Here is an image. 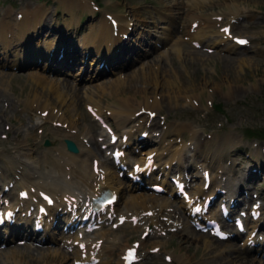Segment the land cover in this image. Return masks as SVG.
Wrapping results in <instances>:
<instances>
[{"label": "rangeland", "instance_id": "obj_1", "mask_svg": "<svg viewBox=\"0 0 264 264\" xmlns=\"http://www.w3.org/2000/svg\"><path fill=\"white\" fill-rule=\"evenodd\" d=\"M87 1L93 2L95 7L99 6V8H97L98 10L96 17H94L88 10H75V13H69L64 10L62 5L58 3L57 0H0V12L4 6L5 8H3V10L12 8L14 10L16 9L20 11L26 2L39 5L41 7L43 6L46 8V10H48V13L51 17V22L49 21L50 24H52L51 26L57 27L64 24H70L72 28L75 26L74 31L71 30L70 32L72 35H74L71 36V38H74L75 42L82 48L85 47L83 46V41L88 37L87 35L92 34L93 30L100 24L103 18L102 15L105 12L124 14L125 17L130 18L133 17L137 25L139 24L144 27L143 20H149L150 13L152 11L165 10V3H163L162 0ZM184 1L186 2L189 0ZM236 3L240 4L239 8L243 9V12L240 13V22L235 24L234 33L238 36L250 38L251 42L245 47L238 48L233 46L232 43H228L232 44V47L228 48L225 47V45L219 44V49H217L214 53H208L204 49L199 50L197 55H195V59L192 57L194 54L190 52L194 51L193 48L196 47L192 44L185 43L181 48V52L185 54V56H190V58H188L189 63H187V65L178 64L175 67L180 71L179 72L177 70L180 73L179 76L185 77L186 79V85L182 89L185 91L183 93L184 96L189 95V98H180V100L173 103L171 100H166L162 94V90L169 91L170 89L165 83L167 79H173L169 72L171 71L173 74L176 73L175 68L167 64L170 55H172L174 61L176 57V55H174V50L171 49L170 44H168L161 51H157L156 53L147 56L133 67L127 68L123 71L114 72L113 74H106L105 76L97 78V80L93 81V83L90 84L91 87H89L90 85L85 86V88H99L97 94L93 96L94 99H96L94 101L96 103H91L95 105L97 104L99 109H101L111 118V121H113L114 125H118L119 120L109 111L114 108V105H118L120 100L110 99V95L107 93V91L104 93V85L106 86V84L109 83L115 85L118 84L117 82H120L121 86L118 89H113L115 92L111 91V93H116L119 96L118 98L121 99L125 97L129 101L130 108L139 109V112L143 111V108H140L146 106L147 100L153 101L156 99V96L159 95V100L164 101L162 102L163 110L158 111L156 107H151V110H153V114L155 113L153 118H155V121L161 126V128L165 126H169V130L172 128L174 129L175 127H184L186 130H190L191 128L197 130L202 136L201 138L204 137V140L209 139L211 136L212 138H221L222 147H220L219 150H217L216 147L214 149L215 152H218L216 158L221 157L222 154H224L225 157H229V155H231L230 157H232L234 160H237L238 162L242 161V164H245V166L248 168L251 163L249 156H254V153H256V151L252 149L253 143L257 142L259 144V149L257 148V151H260V147H264V139H261L256 135L250 136V132H248V130L252 129L257 133L262 132L264 134V0H215L214 2L210 3L212 6L206 9L202 8L199 12L207 14L208 16L215 15L217 13L225 14L223 17V19H225L229 16L226 14L230 13L232 9L236 8H229L227 5ZM248 10H254V13L250 12L253 14L252 17L247 16L248 12L245 13V11ZM160 13L165 14V12ZM72 16H75V18ZM182 24L185 23L182 22ZM224 24V20H221L216 29H213L211 33L212 37H207L204 40V45L211 44L209 40L216 38L215 35L218 34V31ZM160 25V23L157 24V26ZM137 34H134L133 37L131 36L132 42L138 38ZM39 41L41 42V38L38 40L35 38L29 43V47L33 48L36 45L35 43H38ZM17 43H19V41H17ZM137 45H139V43ZM20 46L22 45L19 44V47ZM19 50L16 52L20 55ZM123 52H125V50H123L122 53ZM21 56H23L22 53ZM243 58L251 59H249L248 62H244ZM161 59H164L166 62L160 63ZM231 59L233 61H231ZM180 61L181 59H177V62L180 63ZM31 70L32 69H27L13 72L15 70H12L11 68H6V70L0 69V116L2 119H4V127H2L0 130V140L3 142H0V158L5 165L11 164L10 161L12 160L13 165H11L18 169L16 172L22 171L26 175L28 173H31L32 175L34 174L32 173V167L33 169L39 167L37 170H40L39 163L36 162L37 153H33V157L29 158L27 155H25L26 153H30L28 148L17 149V147H15L16 145L14 144L17 140L16 138L12 139L11 136H13L12 131H15L16 127H20L21 131L26 134V131H29L28 126L34 124L38 117L40 119L39 115L41 114L42 109L37 110V112L34 111L29 115L26 112H21L19 110V102H16V100H19V98H25L24 96H20V93H24V95L27 94L28 88L30 87L29 85L31 84L29 75L31 73H35ZM11 75H14V77ZM153 75H155L154 77H156V79L153 77ZM166 75L168 77H166ZM88 77H90V75H88ZM119 77L122 78V80L120 79L119 81ZM53 78L57 79L59 83L62 81L60 77L58 78L57 76H53ZM173 84L174 86H177L175 83ZM109 89L110 88L108 87V90ZM47 91L49 92L48 89ZM80 95L81 94L78 95L79 98ZM52 96L56 103L51 102V105L55 107L54 110L56 114L65 115L66 118L68 116L71 118V115L76 117L78 113H82L83 115L87 116L86 104L88 103V99L85 100L83 97H81L82 99L80 98V100L83 102H79V104L76 105L75 110L68 112L66 109L69 103L66 101V104H64L63 100L57 97L54 92L52 93ZM14 103H16V107L13 110L11 109V106L9 107L8 105ZM148 116L151 117V115H149V111H146L145 113H142L140 117ZM13 117H16L17 119L25 118V124L27 123L26 127L22 126L21 122H16V120L13 121L18 124L13 123ZM66 118L64 121H68ZM50 122L56 125V120L53 121V119L48 120V122L43 125H46L49 128L51 127ZM84 123L85 128L87 129V127H91L93 133L95 134L92 120L86 118ZM82 129L83 128L81 127V130ZM86 129L82 131V135L89 136V134L86 132ZM260 130L261 132H259ZM231 131H234V142L228 141L232 140L231 135H229V132ZM31 132H33L31 137H34L32 140L30 139V148L40 151L45 148L44 142L47 139L52 141L51 134L47 133L44 135V137L40 138L36 135H33L35 130H32ZM138 133L139 130L133 134L135 139H137ZM34 138H36L37 141ZM60 138L61 136L58 137L57 140ZM172 138L173 137L171 135L166 136V138L161 140V143L158 144V147H160L162 152L164 151L163 148L167 146L169 142L173 141ZM222 138H225L224 142ZM40 139L41 141H39ZM184 139L186 142H183L186 144L189 141L188 134ZM236 140L239 141L236 142ZM25 142L26 140L23 141V144ZM235 142V148L232 149L230 145H233ZM173 145L175 147L177 144L173 142ZM7 149L10 151L8 152ZM250 152H252L253 155L250 154ZM2 154L4 156H1ZM198 154L201 155V153ZM10 156L13 159L10 160ZM215 161L216 160H214V163ZM261 177L262 178H259L258 180V187L263 188H260V190L264 194V175L262 174ZM123 206L124 204L122 203V207ZM142 230V228L138 227L133 231H127L126 236L131 238L130 245L132 241L139 238ZM121 231L126 233V230ZM196 239V241L191 243L188 236L180 233L179 235H171L169 238L163 239L161 241H151L149 245L145 246L147 250L148 248L158 244H160L159 246L161 247L164 245L165 248H163L162 252L158 253L160 255L154 257V259L147 260L146 258L139 264H179V259H184L187 256H191L193 258L189 264H225L228 259L223 260L220 257V252L227 251L231 245L236 246L235 243H227L226 245H223L219 248L214 246L212 250H210L209 248L205 247V240H201L200 238L201 241H199L198 237H196ZM211 243L213 242L211 241ZM15 248L17 247H10L6 252L0 253V264L44 263V261L39 263H30L29 259H24L29 256V248L26 246H22L20 249L21 252L26 253L25 255H20L16 258H9L8 255L14 252L16 250ZM45 250L46 249H40L38 252H34V257H40L45 252ZM148 252L149 253L147 256L149 258L157 254L151 253L150 250H148ZM166 254L172 255L174 259L168 260V258L171 256H167ZM242 255L244 256V254ZM111 256L110 258L108 255L106 256L108 259L106 263L116 264L120 257L117 254L114 257ZM217 256L218 258L215 260V257ZM237 259L238 257H234L235 262ZM72 263L73 262L70 261V263L68 262L65 264Z\"/></svg>", "mask_w": 264, "mask_h": 264}, {"label": "bare ground", "instance_id": "obj_2", "mask_svg": "<svg viewBox=\"0 0 264 264\" xmlns=\"http://www.w3.org/2000/svg\"><path fill=\"white\" fill-rule=\"evenodd\" d=\"M58 3H60L62 5V7L64 8L65 11L69 12V13H75L76 11L79 10H88L92 13V15L94 17L97 16V10L95 8V6H93L91 1H87V0H57ZM170 0H167V4H166V10L168 11V15L169 16V21H170V26L168 27V30L170 33L167 32L166 30V34L164 36H160V41L163 42V46L167 43L166 41L169 40V36H172L173 39V46H171V48L174 50V55H176L175 57V61L173 60L172 55L169 56L168 62L167 64L169 66H173V68H175V72L176 73H171V71L169 72L171 77L173 79H167V81L165 82L166 85L170 88L169 91L168 90H162V94L164 95V97L166 98V100H171L173 103H175L176 101L180 100V98H189L190 96H184V90L182 89L186 84V79L185 77H181L180 75V71L178 70V68L176 69L175 66L179 65H187V63H189V59L190 56L187 55L185 56V54H183L182 51V47L184 46L185 43L188 42H201L203 39H205L206 37H211V32L213 31V29L218 25V23L221 21V16L222 14H215V17L212 16H208L207 14H203L200 13L199 11L204 8H208L210 6H212L210 3L214 2L215 0H189L188 2H182L183 6H185V11H186V16H185V25L184 26V32H183V36L182 37H173L174 35H176L177 33L176 31V16H175V12L179 11L181 9H183V6L180 2H176L175 5H168L170 2ZM177 1V0H176ZM168 5V6H167ZM229 8L231 7H236L235 9H232L230 11V19L227 20V24L226 26H231V28L233 29V24L231 19L237 17L240 13L243 12V9L239 8L240 4L236 3V4H229L227 5ZM248 12V16L252 17L254 13V10H248L245 11V13ZM251 12V13H250ZM22 13V18L18 19V16L20 14L19 11H14L12 9H7L5 10V13L3 15V17L0 19V43H2L5 48H8V52H11V50H13L15 47L13 46V43H11L12 39H9V34L12 33L13 36L12 38H20V36L24 37L25 35H27L31 30L35 29V36L38 37V35H40L41 33H44L45 31L48 32H52L53 33H59V32H54V30H52L48 25L47 22H45V20L50 17L48 10H46V8H44L43 6H39V5H34V4H30L29 2L24 3L23 6V10L21 11ZM219 14V15H218ZM217 15V16H216ZM12 16V21H10V19H7V17L11 18ZM103 18L100 22V24L94 29V32L91 34V40L94 42L97 39V44L99 45V47H106L109 46V48L113 49V51L115 53H117L119 51V48L117 45L112 46V44H114L116 41L119 43V45H123L124 43V39L122 38H118L116 40V36H114V34L117 35L118 31L119 32H123L125 29H127V27H129L130 25H133L132 19H129L127 17H125L124 14H114L112 13H107L105 12L104 15H102ZM75 18V16H72ZM113 18H119V24H118V31L112 27L111 20ZM178 18V17H177ZM151 22L148 24L150 25ZM196 24V27H194V25ZM47 27V28H46ZM72 27L69 25V27L67 29H71ZM231 29V31H232ZM64 30V29H62ZM62 36L63 34L60 33ZM232 36V32L228 35L226 34V32H218V34L216 35V39H214V41L212 42V44H221V42L223 43L224 41H229L230 38ZM145 40H148V35H143L142 37H140V41H142L141 43H144ZM213 40V39H212ZM235 40H233V46H237V48L239 47V45L234 42ZM212 44L207 45L208 47H211ZM227 47H232V44H226ZM66 50L69 48V46H65L64 47ZM140 48V46H139ZM139 48H137V46L135 45V47H133V45L129 46V49L131 52H135L137 50V52H139ZM156 46H153V48H151L152 50L150 51V53L148 52H142L141 54H139V56L137 57V60H129L131 62H129L126 67L130 68L132 67L136 62H139L142 58L147 57L149 54H152L153 52H155L156 50ZM158 50V49H157ZM71 53H74V50H70ZM190 53H193L194 55H192V57H194L195 59V55H197V51H191ZM105 55H109L108 52L105 53ZM117 55V54H116ZM191 55V54H190ZM177 59H181L180 63L177 62ZM249 59L251 58H243L244 62H248ZM79 59H75V62H77ZM242 60V59H240ZM108 61H110L111 63L114 64V66L118 65L119 62H117V60H112V59H108ZM231 61H233L231 59ZM166 62L164 59L160 60V63H164ZM36 64V63H35ZM69 64H72L69 62ZM38 65V64H37ZM164 65V64H163ZM179 72H178V71ZM5 74V73H4ZM2 76V75H1ZM12 77H14V75H11ZM155 75H153L154 77ZM176 76V78H175ZM29 80L31 81V84L29 85L30 87L28 88L27 94L24 95V93H20V96H24L25 98H19V100L17 99L16 102L19 104V110L21 112H26L29 115L32 114L34 111L37 112V109L43 108V111L48 110V117H46V119H53L56 121H62V122H67V128L65 129H60V128H53V130H56L53 132V134L51 135L52 140L55 142L56 139L60 136H64V138H68V139H73L78 141V135L77 133L79 132L77 129L79 128V123L81 124V121L79 118L72 116L71 118L68 116L67 118L65 117V115L62 114H56L55 110H53L55 107L51 105V102L56 103V101L53 99L52 93L54 92V94L61 98L63 100V103L66 104L69 103L68 107H67V111H71V110H75L76 109V105L79 104V102H81L80 98L78 97V95L81 93L82 90L77 89L76 87L73 89L71 86L72 84L66 80L63 81L62 84H60L59 82H54L53 80L49 79L48 77L41 75V74H34V75H30L29 76ZM166 77H168L166 75ZM156 79V77H154ZM119 81L120 79L122 80V78H118ZM175 79V80H174ZM172 80V81H171ZM54 82V83H53ZM118 84L113 85L112 83L106 84V86H103L104 89V93H107L110 95V99H118L120 100V102L118 103V105H114V109H113V113L117 114V117H119V121L121 123H125L127 121V123H130L129 120H133L131 122V124L128 125L129 129L125 130L124 135L122 134V137L125 136H130L132 135V131H133V126L132 125H137V127H144L145 132H149L150 134H153V131H156L159 128V124L155 121V118L153 120H150L149 118L146 119L145 118V122L144 119H138L137 116V109L130 108L129 105V101L123 97L118 98L119 96L115 93H111L115 92L113 91V89H118L121 84L120 82H117ZM175 83L177 86H174ZM108 87L110 88L108 90ZM176 88V89H175ZM47 89L49 90V92L47 91ZM56 89V90H54ZM99 91V88L95 87V88H91L90 91H87L85 94V100L88 99L90 101H95L96 99H94V95L97 94V92ZM167 93H166V92ZM52 92V93H51ZM118 93V92H117ZM117 95V96H116ZM55 96V97H56ZM66 97V99H65ZM68 98V99H67ZM136 98V97H135ZM160 96L157 95L156 99H154L153 101H146V106L144 108H146L147 110L150 109L151 107H156L158 109V111H162L163 110V104L162 102H164L163 100H159ZM161 102V103H160ZM16 103L8 105L9 107L11 106V109H15ZM144 106V105H143ZM1 107V106H0ZM118 108V109H115ZM143 107H141L140 109H142ZM153 110H151L150 112H152ZM70 115V113H69ZM31 118V117H30ZM66 118V120L68 121H64ZM45 119V118H43ZM13 120H16V122H21L22 126L26 127V119L25 118H20L17 119L16 117L12 118V122H14ZM4 123V119L1 118L0 116V130L2 129ZM38 123V121H37ZM18 124V123H16ZM25 124V125H24ZM139 125V126H138ZM38 124H32L28 126V130L26 131V134H24L21 131L20 127H16L15 131H12V135L11 138H16V142L14 143L17 147V149L21 148H28V151H30V153H26L25 155H27L29 158L33 157V153H35V149L34 148H30V139L32 140L33 137H31L32 130H35V127H38ZM164 130V129H163ZM189 130V129H187ZM184 127H175L173 129L174 135L176 137H183V135H185L186 133H189V137H191L192 140L195 141V149L200 151L202 150L201 146H207L209 149H211V142L207 141L205 143H203V141L200 140L201 135L198 133L197 130L191 129L189 131H187ZM37 132L34 133L33 135H37V137H40L41 134L45 131L44 129L42 131H38V129L36 130ZM52 131V128H49V132ZM192 131V132H191ZM90 131H88L89 133ZM157 132V131H156ZM170 132L169 131H165L164 134H168ZM233 132L231 131L229 132L231 135V139L235 140V136H233ZM111 136L109 137V139H111ZM26 140V142L23 144V141ZM37 140V139H35ZM214 140L217 142H219L220 138L218 140H216L214 138ZM1 143H3L0 140ZM62 140H60L59 144L55 143V145L51 148H43L39 154H37L36 156V162L39 163L40 166V170H37L39 167H36L35 170L33 169L32 171L34 172V174H37V178L38 180L36 182L32 181L33 178L30 177V173H28V176L25 175L23 172H16L18 169L13 165V162L11 159H13L10 156V163L9 165H5L2 161V159L0 158V175L1 177L4 178H13V176H17L19 177V180L21 182H32V186L34 187V189H32V187H29V192H30V196L29 198L22 200L18 197L17 200L22 201L24 203V205H26L27 207H30V204H32V202L29 201V199L31 198H35L37 196L38 193H40L41 191H44L46 189L50 190L51 192H54L57 200H60V202H63L65 200V198H68L71 200L72 197H77V199H79L82 195H88L91 194L93 192H99L101 191L105 186H109L113 189H115L117 192L120 193V195H123L125 192V186L124 184L121 183L120 178L118 177V175H115L114 172L112 171V167L106 164L105 160H101L99 159L97 156H95L94 159L91 160V164L89 162V158L90 155H88L84 150H83V145L80 144V153L78 155H72L71 153L67 152V150L65 149V147H63L62 144ZM216 142H213L214 144H217ZM92 144L95 145L96 149L100 147L99 141L98 139H96L94 137ZM110 144V143H109ZM124 142H120V145H123ZM61 146V147H60ZM219 146H221L219 144ZM100 149V148H99ZM8 152L10 151L9 149H7ZM87 150V149H86ZM91 150V149H90ZM169 150V149H168ZM188 150V147L186 145H183L179 148H176L174 151L170 149V151H173V153L170 154V157L167 158L168 161H166L168 163H173V161H175L176 159L181 160L183 153ZM195 150V151H196ZM85 152V155L83 152ZM88 152H91L89 150H87ZM100 151V150H98ZM155 149H151L150 151H142V153L144 154L141 157V160H145V156L149 153L154 152ZM208 151V150H207ZM101 152V151H100ZM197 152V151H196ZM210 153H212V151L208 154H206L205 158H208V156L210 155ZM94 155H97L98 152L97 150L94 151L93 153ZM6 155V154H5ZM1 156H4L3 154ZM8 156V155H7ZM86 156V157H85ZM264 156V154H263ZM20 158V157H19ZM100 160V165H99V172L96 173L93 170V161L95 159ZM23 163V162H22ZM33 163V162H32ZM71 163H74L73 165ZM264 163V162H262ZM72 165V166H71ZM263 165H261V167H263ZM7 167H10L7 169ZM43 167V168H42ZM32 172V173H33ZM19 174V175H17ZM102 174L104 175V180L101 178ZM200 170L198 169L194 175L199 179L200 178ZM14 179V178H13ZM251 178L249 177L248 180H250ZM121 183V184H119ZM54 184L56 187L52 188L49 187L50 185ZM212 185H216V181L214 180ZM49 187V188H48ZM26 189V188H23ZM198 189H201V185H198ZM22 190V189H21ZM61 193V194H60ZM81 193V194H80ZM237 194H234L233 197H235ZM156 196V195H154ZM37 201L41 202V198H38ZM37 204V202H36ZM159 211L163 214V215H168L169 219H171V223L172 226H176L177 224H175L174 218H176L177 216V220L181 219V214L182 212L180 211V213L178 212V208H173V209H169V207H173V205L166 201H160V199H156V198H149L146 196H138V195H134L131 196L129 198V201L126 204V210L127 213L128 212H133L129 215V218H131L132 216L136 215L139 218L138 222H142L145 220V226L147 229H151V231L153 232V229L156 227V225L158 224V222L160 221V217H161V213L160 215L155 214L154 211L157 210V208H159ZM112 209H116L112 208ZM146 210H153L151 217L146 216L145 214H143L144 211ZM120 215H124V214H120ZM180 217V218H179ZM184 217V215H183ZM131 224V223H130ZM186 228H183L184 234L186 236H188L190 238L191 243H193L194 241H196V237L193 234L192 231L185 230ZM182 229H179V232ZM12 233H14V230L12 231ZM109 233H105L103 232V234L101 236H99L97 239H104L105 242H107L106 247L109 249V251L106 250V252L110 255H114L116 252V249L120 248V249H126L128 247H130L128 245L130 239H127V242L123 243L120 247L116 246L114 248H112L117 242H120L121 239L117 238L115 236H109ZM126 238V236L124 237ZM199 241L201 240H205V247L209 248L210 250H212V248L214 246L218 247V246H222L224 243L221 240L218 239H214L213 237H208L210 238L212 241H214V243H211V241L208 238H205V236H200L198 235ZM201 238V240H200ZM2 238H0L1 241ZM120 239V240H118ZM248 240V239H247ZM246 240V243H247ZM125 241V240H124ZM21 247H17L15 248L16 250L12 253H10L8 255V257H12V258H16L19 257L20 255H25V252H21L20 249ZM19 249V250H18ZM2 251V252H6ZM39 251L38 248H29V256L24 258V259H29L30 263H35V262H43V264H64L63 261L64 259H67V257L62 256V254L58 251H45L40 257H34V252ZM104 250L102 249L101 254L99 255V257L102 255V252ZM124 251V252H125ZM1 252V253H2ZM79 251L77 249L74 250V254L76 255L75 260H79L80 255L78 253ZM123 252V253H124ZM100 253V249H91L90 250V256L91 257H95L98 256V254ZM219 254V253H218ZM234 254H237L239 256H241V252L239 249H237L236 247L232 246L230 248H228L227 251L220 252V257L223 260L228 259V261L225 264H239V263H247V264H264V259L262 257H258V258H243L241 256V259L236 260V262L234 261ZM222 255V256H221ZM185 256V254H184ZM218 258L215 257V260ZM220 258V260L222 261V259ZM153 259V258H152ZM188 259V261H187ZM193 260V258L191 256H187L186 258H180L179 259V264H189L191 261ZM22 261V260H21ZM67 263V261H66ZM104 261H101L99 264H103ZM105 264V263H104ZM118 264H123L122 259H120L118 261ZM222 264V263H221Z\"/></svg>", "mask_w": 264, "mask_h": 264}, {"label": "snow or ice", "instance_id": "obj_3", "mask_svg": "<svg viewBox=\"0 0 264 264\" xmlns=\"http://www.w3.org/2000/svg\"><path fill=\"white\" fill-rule=\"evenodd\" d=\"M241 43H245V41H240ZM26 195V194H25Z\"/></svg>", "mask_w": 264, "mask_h": 264}, {"label": "water", "instance_id": "obj_4", "mask_svg": "<svg viewBox=\"0 0 264 264\" xmlns=\"http://www.w3.org/2000/svg\"><path fill=\"white\" fill-rule=\"evenodd\" d=\"M71 147H72V144L70 143Z\"/></svg>", "mask_w": 264, "mask_h": 264}]
</instances>
